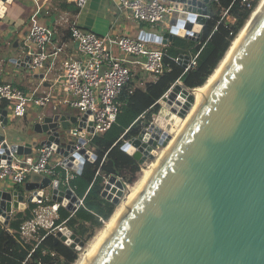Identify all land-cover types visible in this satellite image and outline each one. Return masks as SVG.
Returning <instances> with one entry per match:
<instances>
[{"label": "water", "instance_id": "obj_1", "mask_svg": "<svg viewBox=\"0 0 264 264\" xmlns=\"http://www.w3.org/2000/svg\"><path fill=\"white\" fill-rule=\"evenodd\" d=\"M9 1L0 0V16ZM170 1L182 9L169 19L168 29L142 31L139 38L167 45L182 36L183 27L187 30L183 36L199 40L212 0ZM180 56L185 67L189 55ZM23 62L29 67L30 56L25 55ZM196 88L173 84L159 99L156 123L142 128L122 148L142 166L149 165L158 145L164 147L172 138L168 127L159 125L161 110L166 106L188 113L180 107L176 91L187 99ZM8 113L0 104L3 128ZM89 113L45 115L34 123V130L46 136L40 141L9 143L0 132V162L9 163L11 152L29 154L40 143L53 146L68 167L81 173L86 160H95L96 154L83 146L84 137L77 140L70 130H83ZM87 129L94 131L92 116ZM51 184L52 178L44 176L27 181L21 190L0 187V221L7 225L14 210H25ZM125 188L120 177L110 175L102 196L118 204ZM52 199L71 212L81 202L72 189L60 187L58 179L53 180ZM111 219L113 226L90 243L78 264H264V3L231 49L227 64H221L197 98V108L176 142L164 149L159 166L147 172L130 201L122 203ZM59 240L76 250L86 245L68 227L57 231Z\"/></svg>", "mask_w": 264, "mask_h": 264}, {"label": "built area", "instance_id": "obj_2", "mask_svg": "<svg viewBox=\"0 0 264 264\" xmlns=\"http://www.w3.org/2000/svg\"><path fill=\"white\" fill-rule=\"evenodd\" d=\"M85 1L77 0L80 5H83ZM255 1L241 0V3L246 7H252ZM180 9H182L181 4L176 7V2L170 0H116L117 11L129 13L134 20L151 25L160 23L166 17L170 19ZM55 34L56 30L52 25L39 19L31 20L23 44L26 53L30 56L29 67L35 73H43L47 76L50 71L48 61L51 59L55 62L62 51V47L54 51L50 50ZM70 36L76 43L78 52L63 61L61 83L64 96L62 102L77 108L80 115L91 111L83 130L77 127L70 130V135L76 137L77 140L84 137L83 146L88 147L93 136L106 131L116 122L122 106L121 93L124 87L133 80L135 74L133 65L138 70L156 78L166 69L165 51L163 48L152 46L154 42L143 38L126 34L101 35L93 30L84 29L76 22L70 25ZM115 48L120 53H116ZM199 52L186 53L189 55V60L185 71L196 66ZM175 59L180 61L179 57ZM180 62L183 64V61ZM51 101V92L40 94L38 89L26 91L14 82H0V104L7 106L8 114L11 113L12 116L24 117L30 106L44 107ZM91 116L93 132L87 129ZM76 172L75 169L66 165L65 157L59 154L53 146L40 143L33 145L32 152L29 154L11 152L9 163L0 162V180L13 186L24 185L29 176L39 174L50 176L52 184L54 179H58L60 187L70 188L76 193L70 184ZM52 184L51 192L49 188H46L43 189L41 195H35L37 198L31 202L36 204L32 209V217L22 222L18 230L24 242L33 245L29 256L47 234H53L56 237L57 231L67 227L65 226L67 220H64L54 225L49 231L46 230L45 234L40 233L44 212L50 210L54 216L58 217L59 207L63 205L52 199ZM50 199L53 202L48 204ZM80 200L78 208L83 204V198ZM29 204L27 203V206ZM52 222L54 224V220Z\"/></svg>", "mask_w": 264, "mask_h": 264}, {"label": "trees", "instance_id": "obj_3", "mask_svg": "<svg viewBox=\"0 0 264 264\" xmlns=\"http://www.w3.org/2000/svg\"><path fill=\"white\" fill-rule=\"evenodd\" d=\"M259 1L256 0L252 7H246L241 0L213 1L199 40L176 36L173 44L164 50L166 69L163 73L147 81L143 87L137 86L133 81L124 87L120 96L122 106L116 122L90 140L96 159L86 160L81 173L76 172L71 179L70 184L76 194L83 198V204L73 213L66 206L60 205L59 216L54 220L55 226L67 220L69 227L80 219L90 222L92 236L95 234V227L104 225L116 206L102 196L106 179L110 175H116L125 184H133L142 168L141 163L122 148L124 142L142 130V119L146 114L151 116L159 112V99L173 84L179 82L185 87L195 88L207 81ZM183 49L191 54L200 51L196 66L187 71L175 59ZM15 186L18 189L21 187ZM52 202L50 199L47 203ZM35 206V203H30L28 209L14 214L9 221V227L14 231L0 222V264H72L78 258V251L61 240L56 241L53 234H47L29 256L33 245L24 242L18 230L22 222L32 217ZM76 232L79 236L83 234L81 229L76 228ZM45 233L46 229L41 228V234Z\"/></svg>", "mask_w": 264, "mask_h": 264}, {"label": "crops", "instance_id": "obj_4", "mask_svg": "<svg viewBox=\"0 0 264 264\" xmlns=\"http://www.w3.org/2000/svg\"><path fill=\"white\" fill-rule=\"evenodd\" d=\"M5 5L6 12L0 16V82H14L26 91L38 89L40 94L52 93V101L48 105L44 107L30 106L24 117L8 114L7 126L0 127L24 133L22 139L12 141L18 143L34 139L40 141L46 137L45 134L37 133L34 130V123L45 115L55 112L67 115L80 114L77 108L62 102L64 96L61 83L63 61L78 52L77 45L70 36L71 23L76 22L84 29L93 30L101 35L120 36L126 34L133 37H139L142 31L162 33L169 27V24L165 22L151 25L134 20L129 13H120L116 10V0H86L83 5L78 4L77 0H12L6 2ZM32 19L42 20L55 28L56 34L50 45L51 51L62 47L56 61L53 62L51 59L48 61L50 71L43 78L37 75L39 73H35L30 67L23 64L25 55H28L24 49L23 39ZM158 29L162 32H158ZM172 44L173 42L167 45L154 42L152 46L165 49ZM115 51L120 53L117 48ZM133 67L135 74L132 81L137 86L143 87L147 81L155 79L138 70L136 66L133 65ZM3 131L6 130H0V132ZM6 138L9 143H12L7 135ZM42 177L44 176L32 174L27 181H36ZM5 184V187L3 185L0 187L16 188L12 184ZM24 185H21L19 189L24 188ZM49 191L51 192V187H49ZM28 208L29 206L26 209ZM0 222L10 231H14L9 227V223L6 225L2 221Z\"/></svg>", "mask_w": 264, "mask_h": 264}, {"label": "bare ground", "instance_id": "obj_5", "mask_svg": "<svg viewBox=\"0 0 264 264\" xmlns=\"http://www.w3.org/2000/svg\"><path fill=\"white\" fill-rule=\"evenodd\" d=\"M264 3V0H260L256 8L252 11L250 17L246 21L245 25L242 27L238 35L235 37V39L232 41L228 51L226 52L223 59L219 62L218 66L215 68L213 73L209 76L207 81L202 85L196 88L191 94H189L188 98L186 99L187 95H183L182 92H177L179 94L181 101H180V107L185 108L188 110V113L184 114L182 112H172L169 107H164L160 115L158 116V122L159 125L163 128L168 127V133L172 135V138L168 141V143L160 150L155 151L156 158L147 166H144L141 170V172L138 175L137 180L133 183V185L129 186L130 188L127 190V193L124 197H122L118 204H116L114 211L112 212V215L108 220L105 221L104 225L98 229V231L95 233V235L91 238V240L86 244V246L83 248L82 251L79 252L78 258L72 263V264H78L80 257L89 249L90 243L94 242L108 227H112V219L116 218L120 208L121 204L127 201H130L131 199V193L132 191L146 178L147 172L150 171L154 167H158L160 160L163 156L164 149H170V144H174L177 139V135L183 130L185 124L189 121L191 115L195 112L197 108V98L206 90L208 84L217 76L221 64H227L228 62V55L231 51V49L240 41L242 33L246 30L251 18L257 13L259 7ZM199 28V25H196V30ZM186 29L181 27L179 29V34L183 35L186 33ZM187 100L192 101L190 102L191 105L187 102Z\"/></svg>", "mask_w": 264, "mask_h": 264}, {"label": "rangeland", "instance_id": "obj_6", "mask_svg": "<svg viewBox=\"0 0 264 264\" xmlns=\"http://www.w3.org/2000/svg\"><path fill=\"white\" fill-rule=\"evenodd\" d=\"M162 22H165L166 24H169L170 25V21H169V18L168 17H166V18H164L160 23H162ZM159 24V23H158ZM155 25V24H154ZM159 28V27H158ZM161 30L160 29H158V32H160ZM162 32V31H161ZM178 36H180V35H178ZM180 37H184V38H188V37H186V36H180ZM165 50V49H164ZM187 53V51H185V49H183V51H181V53H180V55L181 54H186ZM178 56L180 59V61H183V60H181V56ZM177 57V58H178ZM148 76H151V75H149L148 74ZM151 77H153V76H151ZM136 79H137V77H136ZM76 111H77V109H76ZM78 112V111H77ZM157 114L158 113H154V114H151V116H149L148 114H146V117L144 116V118L142 119L143 121H142V123H143V127L142 128H144V127H148L151 123H156V117H157ZM141 123V124H142ZM7 126V125H6ZM0 130H6V131H4L5 132V134L7 135V137H8V139L12 142V141H14V140H20V139H22V137H23V135H24V133H22V132H19V131H17V130H15V129H11V131L10 130H7V128L6 129H2V127H0ZM127 140V139H126ZM163 148V146L161 145H158V147H157V150L158 151H160L161 149ZM88 149L89 150H91V147H90V144H89V146H88ZM92 151V150H91ZM144 166H142V168H143ZM142 168H141V170H142ZM141 170H140V172H141ZM139 172V173H140ZM139 173H138V175H139ZM6 181H3V180H0V185H3V187H5L6 186ZM131 185H133V184H130V183H126V188H125V193H124V195L122 196V197H124L125 196V194L127 193V190L130 188L129 186H131ZM22 189H24V188H22ZM25 193L27 192V191H24ZM51 204V203H50ZM20 209H17V210H14L15 212H14V214L15 213H17V211H19ZM24 210V209H23ZM49 210V209H48ZM13 214V215H14ZM56 218H58V217H56V216H54L51 212H50V210L49 211H46V212H44V216H43V218H42V224H40L41 225V227L43 228V229H46L47 231H49L50 229H52L53 227H54V224H53V220H55ZM65 226H67V224L65 225ZM73 226V227H72ZM68 227V226H67ZM69 229H71L72 231H74V232H76V228L77 229H81V230H83V234L81 233V238L83 239V240H85L86 241V244L91 240V238L95 235H92V236H90V234L93 232L92 231V227L90 226V222H85V221H83V220H80V219H77L76 221H75V223H74V225H69V227H68ZM101 228V227H100ZM100 228H98V227H95V229H94V232L96 233L97 231H98V229H100ZM40 233H41V230H40ZM77 233V232H76ZM86 246V245H85ZM83 250V248L81 249V250H77L78 251V255H79V252L80 251H82Z\"/></svg>", "mask_w": 264, "mask_h": 264}]
</instances>
